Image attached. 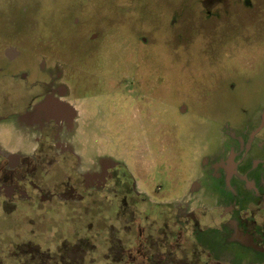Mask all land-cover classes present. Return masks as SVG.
Returning a JSON list of instances; mask_svg holds the SVG:
<instances>
[{"label": "rangeland", "instance_id": "rangeland-1", "mask_svg": "<svg viewBox=\"0 0 264 264\" xmlns=\"http://www.w3.org/2000/svg\"><path fill=\"white\" fill-rule=\"evenodd\" d=\"M10 48L20 54L12 62L3 53ZM40 57L50 74H61L54 85L68 94L54 95L77 106L78 122L88 125L86 137L81 151L75 145V125L60 134L65 146L53 150L51 136L44 135V169L39 167L34 178L44 183V203L0 208V264H141L136 235L145 231L157 238L158 230L163 241L150 235L144 239L150 264H202L208 257L205 244L195 235L190 242L189 227L203 216L201 209L218 204L221 197L217 208L232 206L239 191L235 180H218L217 170L211 169L226 160L233 141L228 131L243 135L264 123L259 119L264 108V0H0L2 74L27 70L33 77L45 76L46 71H39ZM93 73L107 77L114 91L118 88L112 102L102 99L104 93L94 100L89 95L74 100L85 90L92 92L84 82ZM6 97L0 90L1 112L9 108L3 104ZM262 125L256 138L264 137ZM66 149L81 157L78 171ZM250 154H261L255 140ZM97 157L103 167L92 169L88 159ZM114 165L129 173L135 192L156 204L149 206L141 197L126 200L134 215L127 217L129 233L122 227L125 220L109 217L111 209L121 211L123 201L98 197L94 216L92 202L71 199L72 183L63 192L56 188L71 175L75 184L88 183L91 190L97 186L94 180L98 185L104 181L96 190L108 194L104 166ZM89 170L97 173L90 176ZM77 172H86V181L81 177L77 182ZM52 191L59 193L55 201L50 200ZM168 203L174 206L168 208ZM175 213L178 244H168L165 235L173 241L169 219ZM111 224L112 236L106 232ZM224 231L212 233L214 241H224L229 234ZM240 237H228L227 247L215 256L224 264H260L248 246L244 259H233L242 253L232 244ZM28 241L32 244H18Z\"/></svg>", "mask_w": 264, "mask_h": 264}, {"label": "flooded vegetation", "instance_id": "flooded-vegetation-1", "mask_svg": "<svg viewBox=\"0 0 264 264\" xmlns=\"http://www.w3.org/2000/svg\"><path fill=\"white\" fill-rule=\"evenodd\" d=\"M243 2L248 4V2L246 1ZM203 6L206 8V5ZM207 13L210 14L211 11H207ZM3 53L9 62L16 60L20 56L19 52H17L15 48L13 50L10 48L8 51L3 50ZM39 60H41V63L39 64V71L41 73L46 71L45 76L41 75L33 77L32 74H30V72H28L27 70L20 71L16 74L13 73L11 75L8 73L2 74L5 72H3L2 68L0 67V90L6 91L9 96L6 97L3 102V104L5 105L8 104L9 108L4 112H1L0 109V120H4L7 115L25 114L26 116H31L39 112V119H41L42 121L41 128L39 127L38 130L39 136L37 140L36 151L33 156H22L16 158L15 160H8L4 156L0 155V208L6 204H11L13 207H15L18 204H30L31 202L44 203V198H42L44 194V183L42 182L38 184V181L34 180V178L36 177V170H38L39 167H43L44 169V158L41 157V151L42 149H44V135L48 133L51 136L52 139L50 140V146L51 148L53 147V150L65 146L60 134L68 131L71 127L74 128L75 125L76 128H78L76 130H79L78 134L76 132L74 134L76 148H79V150L82 151L83 146L80 145L82 142L81 140H84V137H86L85 134L88 125L86 121L83 122V125L78 122L77 106H71V104L68 103L67 100L65 101L63 99L57 98L54 95L55 93H57L58 95H60V97H65L68 94V91L64 89L63 86L54 85L55 79H59L61 74H50L49 69H47L46 65H44V57H40ZM254 71L256 73V70ZM75 72L77 74L80 73V71ZM86 77L90 82L88 81L84 83L87 85H91L92 92L91 90H85L83 91L84 94L80 96L76 95L74 100H81L83 99V97L85 98V95L86 98L87 95H89L91 99L94 100V98H96L98 95L101 97L102 93H104V95L106 96L102 99L105 100L108 97L109 102H112V100H114L113 96L118 91V88H116V90L114 91L112 82L107 81V77L99 79L94 76V73L93 76L91 75L90 77ZM80 82L81 80L78 81V83ZM121 83L122 82H120V84ZM125 85H127V82ZM125 85L123 88L128 86ZM94 86H100L101 88H104V91L95 93ZM74 87H76L75 84ZM120 91L122 92L123 90ZM28 108H32L30 112L27 111ZM260 117H263L264 120V108H262L259 112V119ZM77 123H79L80 127L83 126V129H79ZM262 124L259 126L257 125L255 129L251 130L250 132L249 130H247L243 135H235L232 133V131H228L230 132L229 134L233 141L232 145L228 148V155L226 157V160L221 159L220 162L216 163L211 169L217 170L218 180H235L236 185L239 186V191L235 194V197L231 199L232 206L230 205L229 208H225V206H223L224 208H217L222 207L221 204L224 201V197H221L218 201V204H215L208 209H201V214H203V216H200V219L198 221H195L193 224H191L192 226L189 227L191 229L190 242L195 241V239L192 238V236L195 235L200 236L201 244H205L204 248H206V255H208V257H206L202 264H224V260H222V258L218 255L215 256L214 252L216 251L217 253V250L220 249L219 252L222 253L221 249L227 247L224 244H227L226 240L231 235H233V237H236L238 235L241 236L240 238H237V240H233L234 243L232 244H238L235 246V248L237 251H239V248L242 249V253L237 252L239 258L234 257L233 259H244L243 250L245 249L244 247L248 246L251 247L252 251L256 254V256H258V258L260 259V264H264V252L260 250L262 247L261 245H264V137L256 138L258 131L261 130L263 126ZM254 140L257 151L261 153L258 156H253L250 154L251 144ZM47 143L49 142L47 141ZM61 152L64 153L65 150H62ZM66 152L71 153V155L73 153V157L75 159V164L73 165L74 171L77 170V166L81 162V157L70 150L66 149ZM98 158L99 157H97L95 161L90 160V158L88 159L91 162L90 167L92 169H101V167H103L101 166L102 163ZM104 167V169L107 168V174L105 173V171L104 173L110 187V189H108V194L106 192H98V190H96V188L98 189V187H103L104 181H102L103 183L101 182L100 185H98V181L93 179V182L97 186H94L95 188L91 190V188L87 186L89 185L88 183H81V185L75 184V179H71V175L67 178V180H61L57 184L56 188L57 190L62 191V187L64 188L65 185H69V183H72L71 187L73 188V190L71 193L73 195L71 196V199L73 198L78 201L86 200L92 202L94 216L97 213L95 206L98 197L102 196L100 197V200H109L113 203L117 202L118 200L123 201L124 207L121 209V211L114 210L113 212V210L111 209L109 217H117L121 220L123 219V221L125 220L126 223L122 225V227L128 230L127 228L129 227V220H127V217H130L131 214L132 216L134 215L132 210L128 209L129 203L127 204V207H125L127 199L130 198L129 200H133L135 197H141V200L143 202H147L149 206L153 205V207H155L156 204L155 202H151L150 200H148L145 195H141L138 192H135L132 185V180L128 176L129 173L122 166L114 165L111 166V168L110 166ZM89 171L91 172V170ZM77 173L78 176L75 177L77 182L81 177H83V179L85 178L86 181V177L88 176L86 172ZM96 173L97 170H95L94 172L92 171L90 176L95 175ZM211 176L213 178L214 174H211ZM40 178H44V173L40 176ZM249 180L255 186V188H249ZM195 187H197L196 184L192 188ZM48 190L49 189H47V192ZM51 195L52 198L50 200L55 201L57 200V196H59V193L57 191H52ZM157 205L160 204L157 203ZM173 206L172 204L168 203V208ZM12 209L14 211L15 208ZM170 211L173 210L170 209ZM192 214H190L189 216H191ZM205 215L206 220L204 217ZM182 217L184 218V222L189 221L187 220L188 216L186 217L185 215H183ZM235 217L237 218V221H232V219H234ZM169 220H173L172 227L170 228L172 229V233H174V238H172V242H170L169 237H167L166 235L165 238L168 244H178V240L177 238H175L178 233V231H176L178 215L175 213L174 217L172 219L170 218ZM154 221L159 228L160 222H157V220ZM114 226V224H111L109 227H107L108 229L106 230V232L111 235L110 232H112ZM140 227H143V225H141ZM187 227L188 226H186V229ZM122 229L123 228H121V230ZM154 229L155 228H153L152 230ZM225 229L229 231L228 236H225V233V235L222 237L225 238V240H222V242L214 241V239L212 238V233L218 232L220 234H224ZM144 232L145 231H143V234H137L135 239L136 243L138 244L139 253L141 252L143 256L144 262L142 263L150 264L149 246H147L148 242L144 241V239H151V237H149L150 235L154 240L156 236L155 234H148L146 236V233ZM158 232L159 235H157L156 239H160L161 241H163L161 238L162 232L159 230ZM163 232H165V229H163ZM186 232H188V230ZM178 236H180V232ZM120 243L124 244L123 242ZM18 244L32 243L28 241L19 242ZM93 244H96V242H94ZM111 244L116 243H114V241H111ZM153 247L155 248L156 246ZM212 248L215 249L212 250ZM157 249L160 251V246H158ZM169 249L175 250V246H171V248ZM145 250H147V252L143 253ZM156 255L160 259V253H156ZM116 262L123 263L122 261ZM154 262L155 264H163L161 260H157V262L155 260L152 262V264H154ZM124 263L132 264L133 262H127L126 260H124Z\"/></svg>", "mask_w": 264, "mask_h": 264}, {"label": "crops", "instance_id": "crops-1", "mask_svg": "<svg viewBox=\"0 0 264 264\" xmlns=\"http://www.w3.org/2000/svg\"><path fill=\"white\" fill-rule=\"evenodd\" d=\"M32 108H28V112ZM40 113L26 116L25 114L7 115L0 120V155L15 160L22 156H33L36 151L39 127L42 121ZM39 119V120H38ZM8 138L7 143L2 140Z\"/></svg>", "mask_w": 264, "mask_h": 264}, {"label": "bare ground", "instance_id": "bare-ground-1", "mask_svg": "<svg viewBox=\"0 0 264 264\" xmlns=\"http://www.w3.org/2000/svg\"><path fill=\"white\" fill-rule=\"evenodd\" d=\"M64 118H65V117H64ZM64 118H63V119H64Z\"/></svg>", "mask_w": 264, "mask_h": 264}]
</instances>
